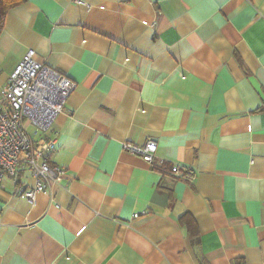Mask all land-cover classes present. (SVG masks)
<instances>
[{"label": "crops", "instance_id": "obj_1", "mask_svg": "<svg viewBox=\"0 0 264 264\" xmlns=\"http://www.w3.org/2000/svg\"><path fill=\"white\" fill-rule=\"evenodd\" d=\"M77 1L5 15L0 89L28 49L75 87L62 179L0 188V264H264V0ZM147 140L151 163L122 148Z\"/></svg>", "mask_w": 264, "mask_h": 264}, {"label": "built area", "instance_id": "obj_2", "mask_svg": "<svg viewBox=\"0 0 264 264\" xmlns=\"http://www.w3.org/2000/svg\"><path fill=\"white\" fill-rule=\"evenodd\" d=\"M74 87L75 82L63 72L38 61L33 49L14 66L0 89V188L5 180L18 182L22 174L30 173L34 183L22 196L32 204L38 193H47L51 183L62 179L63 168L49 163L48 154L56 146V135L50 132ZM122 148L151 163L156 143L124 142ZM170 171L177 177H190L178 165Z\"/></svg>", "mask_w": 264, "mask_h": 264}, {"label": "trees", "instance_id": "obj_3", "mask_svg": "<svg viewBox=\"0 0 264 264\" xmlns=\"http://www.w3.org/2000/svg\"><path fill=\"white\" fill-rule=\"evenodd\" d=\"M24 1L25 0H0V33L3 28L6 13L11 8L21 5ZM179 223L181 224V227L186 228L187 237L190 243L193 245V247H197L198 246V235H197V231L195 229L194 223L192 221V218H189L188 215H183L179 219Z\"/></svg>", "mask_w": 264, "mask_h": 264}, {"label": "rangeland", "instance_id": "obj_4", "mask_svg": "<svg viewBox=\"0 0 264 264\" xmlns=\"http://www.w3.org/2000/svg\"><path fill=\"white\" fill-rule=\"evenodd\" d=\"M31 129L29 128V131H30Z\"/></svg>", "mask_w": 264, "mask_h": 264}]
</instances>
